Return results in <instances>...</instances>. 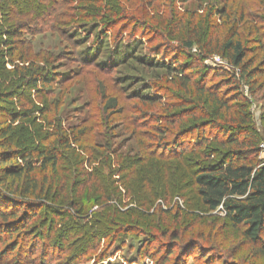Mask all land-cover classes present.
<instances>
[{
	"label": "trees",
	"instance_id": "1",
	"mask_svg": "<svg viewBox=\"0 0 264 264\" xmlns=\"http://www.w3.org/2000/svg\"><path fill=\"white\" fill-rule=\"evenodd\" d=\"M94 1L84 6L85 0H0V264H34L38 252L42 264H75L85 250L96 247V241L110 238V245H119L130 232L146 233L147 240L140 241L144 249L149 232L169 233L175 241L179 222L177 216L171 221L169 214L190 209L195 217L222 213L264 253V159L260 158L264 117L260 134L240 90L242 85L251 96L262 92L264 100V18L253 22L256 28L252 23V44L257 45L260 58H248L246 42L237 36L235 24L226 37H219V30L231 18L230 0H221L220 8L214 0L199 9L201 16H191L205 30L197 23L191 27L180 16L172 29L164 21L157 24V31L165 32L159 35L165 41L161 45L144 49L147 40L133 39L101 55L115 16L126 12L119 3L111 2L107 11L102 7L104 0ZM245 1L264 8V0ZM74 3H79L78 13L66 12ZM148 3L151 0L145 7ZM238 5L243 11L244 5ZM133 14L128 15L130 19L144 15L143 21L149 11L141 7ZM217 19L224 24L211 27L206 23ZM50 24L53 32L82 49L78 59L85 66L100 73L125 69L113 83L121 95L102 96L101 114L109 119L104 125L84 120L62 128L53 115L60 106L55 101V107L43 106L59 74L52 68L55 59L49 50L34 52L32 38L43 35ZM89 39L93 42L88 43ZM214 56L228 70L215 74V78L225 76L222 84L206 85L215 69L204 62ZM145 72L152 79L137 74ZM33 99L43 105L36 106ZM144 108L158 112L155 122L161 126L152 130L160 135L139 130L149 120ZM32 117L43 118L47 130L31 121ZM117 117L122 131L134 138L125 152V142H114L119 134L110 135ZM25 121L33 124V130H26L24 138L17 140L14 136ZM164 127L171 129L162 131ZM174 197L182 199V205L176 200V207L161 206ZM194 200L200 209L193 208ZM38 210L51 214L45 232H32L33 226L29 227ZM39 232L35 240L32 235ZM71 236L85 240L76 253L63 257L64 250L55 243Z\"/></svg>",
	"mask_w": 264,
	"mask_h": 264
},
{
	"label": "rangeland",
	"instance_id": "2",
	"mask_svg": "<svg viewBox=\"0 0 264 264\" xmlns=\"http://www.w3.org/2000/svg\"><path fill=\"white\" fill-rule=\"evenodd\" d=\"M148 1L150 0H104L102 2V7L107 11L110 10L108 8L111 2H115L116 4L119 3L120 5H123L122 7L126 14L115 16L116 24L110 29L111 31L107 33L106 38L104 39L108 48L103 47L101 55H106L109 48L110 50H113L116 44L120 42L128 43L133 39L136 41H139V39L142 40V38L145 41L147 40L144 49H151L159 44L161 45L165 43V41H162L159 35L164 34L165 32L157 31V24L159 22L164 21L168 24V27L172 29L180 16H182L183 21L185 23L189 22L191 27H193V23H197V25L201 26V24L191 16H201L199 14L202 12H200L199 9L205 8L207 4H210L211 6L214 2V0H190L188 3H183V0H176V2L170 3L168 0H151V3H148L150 5L145 7V4ZM233 1L234 0H230L228 2L227 12L231 18L227 21L228 24L219 30V37H226L228 33L231 32L232 25L235 24V26H237V36L246 42V46L249 50L248 58L254 56H259L260 58L261 54H259L257 45L252 44L254 42L253 30L255 31L254 28H256L253 22L256 21L257 23L259 18H264V8H258L259 5L254 1L236 0V3ZM94 2V0H85L84 6H90L91 3L94 4ZM215 2L218 3L217 8H220L221 0H216ZM239 3L244 5V7H242L243 11L238 5ZM70 4L71 2L68 5ZM78 5L79 3L72 4L70 9L67 7L66 12L70 11L78 13ZM97 6L99 7L100 5L98 4ZM141 7H144L145 10L149 11V15L152 18L148 15L142 21L140 18L143 19L144 15H135L136 22L134 19H130L128 15H134L133 13ZM152 8L158 12H153ZM63 12H65V8L62 13ZM206 23L207 25L211 24V27L215 25L222 26L224 20L217 19L215 22L207 20ZM204 26L205 25L201 26L202 30H205ZM211 27L209 28V31H212ZM61 29L65 30L66 27L61 26ZM102 29L103 31L108 30V28ZM56 30H59L58 27ZM62 33L64 32L62 31ZM41 34L43 35L32 38L34 52L49 50L55 59V61H53L54 67L52 68H54V71L59 74V80L56 83V88L51 93L49 101H46L45 105H42L46 108L48 106L55 107L53 105L55 101L54 104L57 105V107L60 106L59 111L53 112V115L54 117H58V124H61L62 128L75 126L79 122L82 123L84 120H87L86 124H96L102 121L101 125H104L109 119L101 114V108L104 103L102 96L105 93L108 95H119L118 87L114 86L113 83H116L118 78L122 77L121 74H125V69L120 68L111 73H100L80 62L78 59V51H81L82 49H76L77 45L73 41H67L65 36H61V33L53 32L52 25L50 26V29L47 26ZM99 37L104 38L102 35ZM81 38L86 37L83 36ZM92 42L93 40L89 39L88 43ZM174 46L176 47V45ZM87 58L91 59L90 56ZM168 58H172V56L170 55ZM183 58L184 56H182V60H184ZM204 64L207 68L215 69L209 74L207 79L208 83H206V85L216 82L217 85L218 83L219 85L222 84L225 76L223 75L224 77H222L220 75L221 77L215 78V74L217 71L224 74L228 70L225 62L218 56H214L212 59L206 60ZM9 68L10 67L7 65V69ZM137 74H143L152 79L148 72ZM221 89L224 90L225 88L221 87ZM240 90L249 102L252 119L256 125V129L262 134L261 118L264 117V100L260 96L262 92L251 96L246 94V88L242 85ZM32 101L35 102V99ZM36 102V106H42L39 101ZM122 103L125 105L137 104L136 101L135 103L132 101L131 103L123 101ZM1 106H6V104H2ZM139 109L141 108L139 107ZM144 110L148 112L149 115L147 114V116L149 117V120H145L144 124H146V126L144 125V127L139 130L160 135L158 132H155V130H152L155 126H161V123L155 122V115L158 114V112L152 108H144ZM32 118L31 121L37 126H41V128L43 127V131L47 130L46 125L48 123H44L42 121L43 118ZM25 122L26 124L21 122L22 124L20 125H23V129L18 130L14 136L17 140L24 138L26 130L28 133L33 130V124H30V121ZM114 124L115 129L110 132V135L119 134L120 138L114 140V142L115 144L125 142V147L122 149V151L125 152L129 147L133 146L134 138H131L128 133L122 131L120 118H115ZM170 129L171 128L169 127H167V129L164 127L162 131ZM123 133L127 135L121 136L120 134ZM36 145L41 147L42 144L37 140ZM260 147L262 150L260 158L264 159V140ZM176 200L180 205L184 202L182 199L174 197L165 201L161 206L163 208L176 207ZM196 204L198 203L194 200L192 202L193 208L200 209L201 207ZM154 207H156V204ZM183 207H185L184 204ZM94 211H97V208H95ZM37 212V218L35 221L29 223V227L33 226L30 230L36 232L38 229H42L41 232H45L44 228L48 224V221L52 220L50 217L51 214L44 210H38ZM194 213L195 211L192 209L186 213H179L178 215L174 213V211L170 212L169 216L171 221L174 222V218L177 216V222H179V228L174 231L177 236V240L175 241L168 236L169 233L167 236H161L159 231H153L151 234L149 232L147 233L149 235V244L144 249V246H142L143 244L140 241L147 240L145 238L146 236H144L146 233L144 232V235H140L138 232H130L127 234V239L124 243L112 246L113 244L110 245L108 243L110 240L109 237L111 236V234L110 236L108 234L109 239H104V241L103 239H100V242L96 241V247L93 249L91 248V250H85V253L80 256L75 264H264V253L260 251L261 247L246 240L242 234V228H234L222 213L209 214L205 212L204 216L197 215L196 217L191 215ZM58 220L60 219H56V222H59ZM41 232L33 233V238L38 240ZM69 238L70 239L66 242L58 240L55 243L56 245L61 246L60 248H62V252L64 250L62 254L63 257L76 253V249L82 248L83 241L85 240V238L83 239L81 236H71ZM19 239H22V237ZM186 245L189 246L186 247ZM170 246H172V249ZM181 246H185L186 249H181ZM85 248L86 246H83V249ZM170 250H172V253H166ZM56 254H60V251H56ZM149 256H152L153 258H150ZM32 263L42 264V255L40 252L36 254Z\"/></svg>",
	"mask_w": 264,
	"mask_h": 264
}]
</instances>
